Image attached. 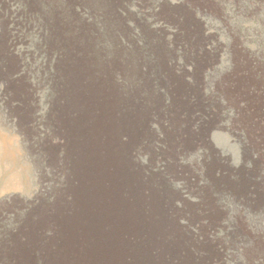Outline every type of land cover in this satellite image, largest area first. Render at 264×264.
<instances>
[{
	"label": "rangeland",
	"instance_id": "374dc122",
	"mask_svg": "<svg viewBox=\"0 0 264 264\" xmlns=\"http://www.w3.org/2000/svg\"><path fill=\"white\" fill-rule=\"evenodd\" d=\"M0 264H264V0H0Z\"/></svg>",
	"mask_w": 264,
	"mask_h": 264
},
{
	"label": "bare ground",
	"instance_id": "6f19581e",
	"mask_svg": "<svg viewBox=\"0 0 264 264\" xmlns=\"http://www.w3.org/2000/svg\"><path fill=\"white\" fill-rule=\"evenodd\" d=\"M191 30V29H190ZM183 34V33H182ZM194 40V39H193ZM205 46V45H204ZM201 47V46H200ZM203 50V49H202Z\"/></svg>",
	"mask_w": 264,
	"mask_h": 264
}]
</instances>
